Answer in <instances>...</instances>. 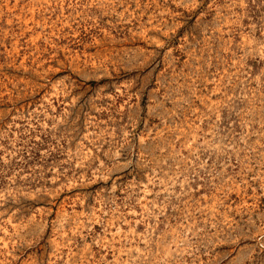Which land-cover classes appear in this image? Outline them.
Here are the masks:
<instances>
[{
  "label": "rangeland",
  "instance_id": "obj_1",
  "mask_svg": "<svg viewBox=\"0 0 264 264\" xmlns=\"http://www.w3.org/2000/svg\"><path fill=\"white\" fill-rule=\"evenodd\" d=\"M0 264H264V0H0Z\"/></svg>",
  "mask_w": 264,
  "mask_h": 264
}]
</instances>
